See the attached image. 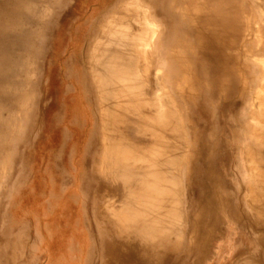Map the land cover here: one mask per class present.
Segmentation results:
<instances>
[{"label":"bare ground","instance_id":"1","mask_svg":"<svg viewBox=\"0 0 264 264\" xmlns=\"http://www.w3.org/2000/svg\"><path fill=\"white\" fill-rule=\"evenodd\" d=\"M56 1L0 0L2 110L26 106L22 87L37 84L20 66L31 73L23 62L42 52ZM240 1L119 0L97 22L88 67L101 131L88 149L100 177L84 192L99 264H202L228 240L251 253L236 264H264V25L247 31ZM204 10L223 11L207 33Z\"/></svg>","mask_w":264,"mask_h":264},{"label":"rangeland","instance_id":"2","mask_svg":"<svg viewBox=\"0 0 264 264\" xmlns=\"http://www.w3.org/2000/svg\"><path fill=\"white\" fill-rule=\"evenodd\" d=\"M58 1L65 4L55 17L52 11L51 16L44 13L54 25L46 30L42 52L27 53L23 62L32 60L31 73L20 66L37 80L33 88L22 87L29 89L26 106L9 112L0 107L1 124L9 122L0 139H5L0 148V264H99L91 196L84 192L89 176L97 173L89 144L101 131L99 91L88 56L100 35L97 22L119 0ZM245 1L246 30L264 25V0ZM34 43L39 46L38 40ZM243 239L239 242L246 243ZM229 242L202 264H236L251 254L235 256L237 249Z\"/></svg>","mask_w":264,"mask_h":264},{"label":"crops","instance_id":"3","mask_svg":"<svg viewBox=\"0 0 264 264\" xmlns=\"http://www.w3.org/2000/svg\"><path fill=\"white\" fill-rule=\"evenodd\" d=\"M235 1H238V5H241V6H242V3H241L240 0H235ZM227 8H229V7H228V4L224 3V4L222 5V9H227ZM239 11H241V10H239ZM241 12H242V11H241ZM244 13H245V12H244ZM222 15H223V11L219 12V13H218V18H217L215 21H211V20L207 17L206 14L197 17V20L199 21V22H198V24H199V29H201L202 31H204V32L207 33L209 27H211L214 23H216V24H220V23L222 22V18H221ZM158 22H159V24H160V29H162L161 22H160V21H158ZM203 45L206 46L207 48H209V47L211 46V44L209 43L208 40H206V42H205ZM210 52L213 53L217 58H222V53H221L220 50H217V51H212V50H210ZM211 53H210V54H211ZM230 179H231V176L229 177V181H231ZM226 226H227V228H229L228 225H226Z\"/></svg>","mask_w":264,"mask_h":264}]
</instances>
